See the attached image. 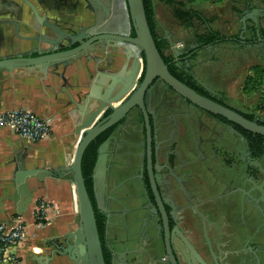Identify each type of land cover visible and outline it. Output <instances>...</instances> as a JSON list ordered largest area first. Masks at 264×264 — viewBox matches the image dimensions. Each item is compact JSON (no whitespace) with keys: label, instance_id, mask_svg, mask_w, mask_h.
<instances>
[{"label":"flooded vegetation","instance_id":"af4514ba","mask_svg":"<svg viewBox=\"0 0 264 264\" xmlns=\"http://www.w3.org/2000/svg\"><path fill=\"white\" fill-rule=\"evenodd\" d=\"M102 1L109 31L125 32L124 2ZM88 5L98 19L105 14L93 0ZM248 18L264 55V17ZM163 38L167 45L158 49L174 78L264 126L261 94L235 104L198 82L192 61L199 64L208 44L183 42L176 52L175 39ZM135 75L114 118L104 111L97 119L103 129L90 140L87 192L103 264H264V135L198 105L162 77L145 83L143 70Z\"/></svg>","mask_w":264,"mask_h":264},{"label":"water","instance_id":"95a60500","mask_svg":"<svg viewBox=\"0 0 264 264\" xmlns=\"http://www.w3.org/2000/svg\"><path fill=\"white\" fill-rule=\"evenodd\" d=\"M22 1L30 7L37 23L35 33L27 38L36 40L37 44L25 54L0 56V90L5 82L10 83L9 88H14L15 82L26 83L30 77L39 81L52 76L63 79L64 72L75 67L87 75L83 83H78L77 108L72 112L73 149L69 159L63 157L61 162L24 151L22 157L10 161V175L5 178L9 189L0 197V223L6 225H12L16 216L27 213L35 191L44 187L46 177L55 184L66 180L73 185L77 200L73 222L45 240L41 253L28 251L27 258L35 264H103L81 159L87 144L103 129L102 125L98 126L97 119L106 110H113L110 121L114 118L116 104L126 98L137 71L143 70L145 83L154 76L162 77L198 105L264 135V126L191 91L169 73L149 28L142 0H123L128 15L125 32L109 31L111 19L102 0L93 1L105 14L98 19L97 12L91 8L92 19L86 25L40 14L29 0ZM14 25L17 30L15 22ZM172 46L176 52L179 50L176 42H172ZM100 161L101 155L94 168V177L99 173ZM29 179H34L36 185L28 188Z\"/></svg>","mask_w":264,"mask_h":264},{"label":"crops","instance_id":"0c3cea01","mask_svg":"<svg viewBox=\"0 0 264 264\" xmlns=\"http://www.w3.org/2000/svg\"><path fill=\"white\" fill-rule=\"evenodd\" d=\"M40 14L46 13L48 16L56 17L59 21H73L83 23L91 22L92 11L85 0H29ZM123 1V0H122ZM98 5V4H97ZM249 7V6H248ZM247 2L238 0L234 7H230L232 12H237V22H228L224 25L225 31L216 29V15L208 18L201 24L191 27L180 28L182 34L189 32L190 38L194 39L196 34L203 33V28L213 29L230 36L232 38L220 43L208 44L203 51L211 54L221 52L227 57L224 59L225 66L211 68L209 62H200L204 65L206 73L199 71L196 78L198 82L212 91L222 93L231 102H248L257 93L260 94L262 88L245 93L242 88L248 75L254 74L255 65L264 66V55L261 47L262 40L256 37V21L250 22L247 11ZM246 10V11H245ZM113 13V6L111 9ZM256 20V18H255ZM14 22L17 24L15 29ZM37 23L30 7L22 0H0V56H18L31 51L37 44L36 40L27 38L36 31ZM165 33L167 30H164ZM171 34V32H170ZM177 39V40H176ZM184 38H175L178 43H183ZM250 40V41H247ZM197 44V41H192ZM200 50V51H201ZM30 55V54H27ZM31 55H35L31 52ZM250 65L246 70L245 66ZM243 67V68H242ZM114 68V66H113ZM216 78L218 86H212L207 82L212 74ZM87 79L84 70L72 68L64 72L63 79L52 76L49 79L39 81L30 77L26 83L19 84L14 88H9L10 83H3L0 90V110L9 108H24L31 110L45 119L49 131L37 142L28 143L17 133L7 127L0 126V197L8 192L9 187L5 178L10 175L12 159L22 157L21 152L34 154L35 156H45L56 161L69 159L71 149H73V111L76 110L78 83L81 84ZM65 80V82H64ZM245 100V101H244ZM248 100V101H247ZM9 164V165H8ZM36 185L34 179L27 182L28 188ZM45 198L49 203L55 204V212L52 220L40 226L30 225L29 235L20 242L17 254L21 257V264H35L27 258L28 251L41 253V246L45 240L58 234L65 229L66 225L73 222L77 213V200L73 185L66 180L55 184L46 177L44 187L35 191L33 201L37 198ZM32 205V204H31ZM23 214L31 220V208Z\"/></svg>","mask_w":264,"mask_h":264},{"label":"built area","instance_id":"2783aa9c","mask_svg":"<svg viewBox=\"0 0 264 264\" xmlns=\"http://www.w3.org/2000/svg\"><path fill=\"white\" fill-rule=\"evenodd\" d=\"M0 126L9 128L28 143L39 141L49 131L45 119L20 107L0 110ZM31 206V220L19 215L12 225L0 223V264H21V257L16 251L20 242L29 235L30 225L46 224L57 212L55 204L42 197L35 199Z\"/></svg>","mask_w":264,"mask_h":264},{"label":"rangeland","instance_id":"374dc122","mask_svg":"<svg viewBox=\"0 0 264 264\" xmlns=\"http://www.w3.org/2000/svg\"><path fill=\"white\" fill-rule=\"evenodd\" d=\"M179 1V0H177ZM186 3V9H192L195 11H199L206 19L208 18V22L210 23L211 17L215 16L217 19H215V26L216 29L225 31L224 25L228 22H237L236 14L237 12H232L230 10V7H234L236 5V2L238 0H184ZM241 1V0H240ZM246 2V1H245ZM153 3V10H154V20L156 22V27L158 33L163 36H168L171 39L175 38H184L185 45H189V43H193L192 41L194 39H191L189 32L187 34H182L180 28H184V25L181 24L183 21L175 19L173 15V8L176 7V4L170 5L167 4L164 0H152ZM249 6V7H248ZM247 7L245 14L249 17H254L256 19L263 18L264 17V0H250L247 2ZM261 13V14H258ZM249 19V18H248ZM262 22L264 23V20L262 19ZM206 28V27H205ZM203 28L200 31L206 30ZM164 30H167L165 33ZM171 32V34H170ZM177 40V39H176ZM224 59H227V57L222 55L221 52H217L214 54H211L208 51H198L196 55V60L199 64L200 62H209L210 71L213 72L211 68L215 67H221L225 66ZM192 61L193 65V72L197 75V73L202 72L203 74L206 73V70L203 68L205 64L199 65ZM250 65H246V70ZM251 67V66H250ZM264 67V66H262ZM243 68V67H242ZM214 73H212L207 82L211 84L213 87L218 86L216 84L217 80L213 76ZM258 83V82H257ZM256 83V84H257ZM264 91V87H261ZM262 94V92H260ZM256 94L254 97H251V101L255 102L258 99V95ZM236 104V103H235Z\"/></svg>","mask_w":264,"mask_h":264},{"label":"trees","instance_id":"16d2710c","mask_svg":"<svg viewBox=\"0 0 264 264\" xmlns=\"http://www.w3.org/2000/svg\"><path fill=\"white\" fill-rule=\"evenodd\" d=\"M144 5V10L147 18V22L149 24V28L153 35V38L157 44L158 48L164 47L167 45V41L163 36H161L156 27V22L154 20V10H153V3L152 0H142ZM167 4L173 5L176 4V7L173 8V15L175 19L183 21L184 26L191 27L196 24H201L202 21H205L206 18L199 12L192 9H186V3L184 0H164ZM249 2L250 0H244ZM234 35H224L217 30L213 29H206L203 33H198L195 35L194 41H199L201 45H206L212 42H222L232 38ZM199 46L196 48L198 49ZM254 69L253 75H248L243 85L242 90L245 93H249L255 90H258L261 87H264V67L255 65L252 67ZM188 80H190L191 84L194 87H197L201 91H205L203 87L198 84L190 75L187 76ZM258 82V83H257ZM257 83V84H256ZM261 101H264V91L261 94ZM94 143L90 142L87 147L85 148L82 159H81V172L84 179L86 190L88 191L87 187V178L86 174L90 167V159L93 158L94 155Z\"/></svg>","mask_w":264,"mask_h":264}]
</instances>
